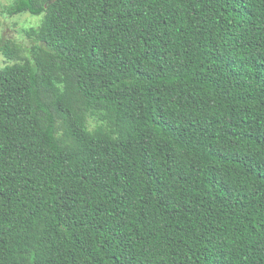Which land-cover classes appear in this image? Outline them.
Returning <instances> with one entry per match:
<instances>
[{
  "label": "trees",
  "instance_id": "obj_1",
  "mask_svg": "<svg viewBox=\"0 0 264 264\" xmlns=\"http://www.w3.org/2000/svg\"><path fill=\"white\" fill-rule=\"evenodd\" d=\"M3 13L0 264H264V0Z\"/></svg>",
  "mask_w": 264,
  "mask_h": 264
},
{
  "label": "rangeland",
  "instance_id": "obj_2",
  "mask_svg": "<svg viewBox=\"0 0 264 264\" xmlns=\"http://www.w3.org/2000/svg\"><path fill=\"white\" fill-rule=\"evenodd\" d=\"M12 1L0 0V41L1 39H14L27 44L29 43V39L25 36L22 29L31 25H37L42 19V15L32 16L29 14H21L9 18L3 13V7ZM8 62L0 52V66H4Z\"/></svg>",
  "mask_w": 264,
  "mask_h": 264
}]
</instances>
